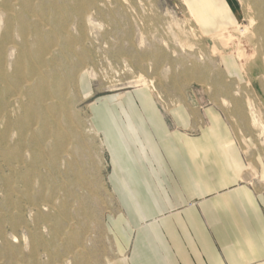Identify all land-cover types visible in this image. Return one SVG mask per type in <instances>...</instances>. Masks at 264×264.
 Wrapping results in <instances>:
<instances>
[{
	"label": "rangeland",
	"instance_id": "1",
	"mask_svg": "<svg viewBox=\"0 0 264 264\" xmlns=\"http://www.w3.org/2000/svg\"><path fill=\"white\" fill-rule=\"evenodd\" d=\"M206 1L0 0V264H119L126 217L96 120L127 128L138 93L185 140L218 118L264 177V0H224L235 19Z\"/></svg>",
	"mask_w": 264,
	"mask_h": 264
},
{
	"label": "crops",
	"instance_id": "2",
	"mask_svg": "<svg viewBox=\"0 0 264 264\" xmlns=\"http://www.w3.org/2000/svg\"><path fill=\"white\" fill-rule=\"evenodd\" d=\"M188 1L195 10L197 4L213 10L206 0ZM136 99L144 117L134 113L131 100L127 128L113 115L101 113L96 120L106 134L126 217L119 264H264L259 165L257 183L218 118L211 116L202 139L185 140L161 122L145 93Z\"/></svg>",
	"mask_w": 264,
	"mask_h": 264
},
{
	"label": "bare ground",
	"instance_id": "3",
	"mask_svg": "<svg viewBox=\"0 0 264 264\" xmlns=\"http://www.w3.org/2000/svg\"><path fill=\"white\" fill-rule=\"evenodd\" d=\"M88 133L91 135V138H90V139L94 140V138H93V136H92V129H91V128L88 129ZM89 137H90V136H89Z\"/></svg>",
	"mask_w": 264,
	"mask_h": 264
}]
</instances>
